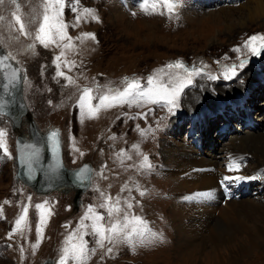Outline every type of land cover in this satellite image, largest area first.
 I'll use <instances>...</instances> for the list:
<instances>
[{
    "label": "rangeland",
    "instance_id": "374dc122",
    "mask_svg": "<svg viewBox=\"0 0 264 264\" xmlns=\"http://www.w3.org/2000/svg\"><path fill=\"white\" fill-rule=\"evenodd\" d=\"M251 2L179 0L175 14L169 16L142 10L144 0H66L63 20L69 25L72 49L46 48L35 42L42 0H16L19 10L12 0L0 5L4 17L0 20V49L11 52L22 67L31 119L43 128L62 131L67 138L64 153L68 166L83 162L95 166L92 186L79 207L74 205L72 190L36 194L15 178L17 131L11 121L0 116L10 153L0 149V264H42L46 258L57 262L66 237L79 229L89 205L104 214L102 223L110 222L107 210L100 207L106 196L112 197L113 203L119 199L123 209L112 219H122L125 212L143 218L148 229L145 242L135 247L106 243L99 248L96 237L86 235L88 248L96 249L89 253L86 264H264V199H243V194L236 192L234 198L242 207L230 219L229 214L215 210L225 222L204 231L205 236L214 232L204 241L186 230V221L182 223L177 216L179 210L184 216L182 207L188 206L181 198L186 193L182 185L203 169L238 172L239 176L258 166L264 170V52L252 55L243 47L250 36L264 35V17L259 23L244 24ZM85 8L92 9L98 19L85 15ZM14 12L26 23L36 17L27 24L28 37L20 34ZM77 14L83 17L79 23ZM83 33H92L95 39L84 38ZM33 43L35 48L29 50ZM61 51L65 56L55 62ZM64 60L74 66H65ZM241 60L244 67H237L236 76L227 78L228 69ZM177 61L188 69L205 70L192 77V84L180 93L177 107L170 110L163 104L136 103L102 109L95 118L81 115L77 102L84 87L93 88L98 97L109 88L123 89L125 77L138 78L144 86L150 75L166 82L165 73L186 75L183 69L165 67ZM57 63L75 83L57 76ZM97 102L93 100V104ZM29 121L24 128L29 127ZM145 155L151 169L140 168ZM229 163L239 165V170L230 172ZM240 183L250 194L259 182ZM251 199L263 206L252 204ZM127 203L133 207L128 209ZM37 204H45L51 214L38 247L33 249L40 219ZM25 206L28 224L23 234L18 232L9 239ZM84 223L91 233V221ZM226 233L224 241L221 236ZM108 247L113 248L111 254Z\"/></svg>",
    "mask_w": 264,
    "mask_h": 264
},
{
    "label": "snow or ice",
    "instance_id": "6c2138e0",
    "mask_svg": "<svg viewBox=\"0 0 264 264\" xmlns=\"http://www.w3.org/2000/svg\"><path fill=\"white\" fill-rule=\"evenodd\" d=\"M5 0H0V5L4 4ZM78 2V0H77ZM12 3L16 4L17 10H19L20 5L16 3V0H12ZM179 5V0H144V11L148 12L149 10L153 14H167L172 16L175 14V11ZM66 0H42V9L43 13L39 19V25L36 29L34 40L44 47L57 46L62 47L63 49H72L73 38L68 35L67 28L68 24L63 20L64 9L66 8ZM73 12H77V8H72ZM85 15L92 16L93 19H98L92 15L93 10L85 8ZM13 20L17 25H19V32L21 35L28 37L31 33L27 30V24L32 23L36 20V17L33 16L27 23L20 15H17L15 12L12 14ZM83 17L79 14L76 15L77 23ZM4 17L0 16V20H3ZM82 37L95 39V35L92 33H83ZM13 39H18V37H13ZM79 39V38H78ZM66 42V43H65ZM243 47L247 48L252 55H260L261 52H264V35H253L250 36L244 43ZM35 44H29L28 49L33 50ZM239 51L240 49H235ZM65 56V52L61 53L54 58L55 62H60ZM16 58L12 55L11 52L5 51L0 53V75H3L5 83L2 87L5 92H8L11 85H13L18 79V73L21 71L18 67H13L8 63L9 60H15ZM65 66L71 67L74 66L70 64L67 60H64ZM245 64L244 60H241L239 65H232L228 69V72L225 73L227 78H232L236 76V68H243ZM167 69H183L186 73L185 76H181L178 73L173 75L171 73H165L168 76V80L165 82L157 76L150 75L147 78L146 85L144 86L138 78H132L129 80L125 77L126 86L123 89L109 88L105 93L97 96L93 95L94 89L90 87H84L81 90V95L78 100V106L81 109V115H87L90 118H95L102 109H108L124 104H136V103H156L163 104L173 109L178 106V98L180 93L185 87L192 84V77L194 75H200L201 70L192 68L188 69L182 62H175L165 66ZM57 76L64 77L69 84L75 83V81L67 76L63 71H60V64L57 63ZM163 72V70H162ZM230 73V75H229ZM215 79V77H210ZM93 100L98 102L93 104ZM7 104V101L0 100V109H3ZM141 134L144 132L141 130ZM6 132L4 129H0V149L4 151L6 155L8 153L7 144L5 141ZM50 139L53 143V151L58 147V134L53 131L50 134ZM138 148L137 145L133 146ZM83 155V153H81ZM123 155V150L121 152ZM130 158V157H128ZM152 165L148 161V157L143 156L140 168L142 169H151ZM228 170L238 171L239 165L234 163H229L227 166ZM87 171V166L81 169L78 175L83 178L84 173ZM253 179L255 177H252ZM247 179L243 176H224L221 180V184H224L227 181L231 180H244ZM123 191V189H122ZM144 195V192L140 193ZM210 193H200L197 195H209ZM30 199V198H29ZM46 203V202H45ZM101 208L107 210V215L110 218V222L106 225L102 223L105 217L103 213L96 212L94 206L89 205L87 212L81 218L79 229L74 230L70 233L64 242V247L61 250V255L59 256L56 264H86L89 259V253L94 254L96 249H89L87 246V241L84 239L86 235H93L96 237V244L99 248H104L105 244L115 245L118 243H126L135 247L136 243L145 242V233L148 231L146 227V222L141 216L135 214H129L125 212L122 219H112L114 214H118L123 211L120 206V201L117 199L115 203L112 202V197L106 196L104 203L100 205ZM133 205L127 203V208L131 209ZM36 208L40 210V219L37 226V243L33 245V249L38 247L40 240L42 239L43 226L46 224L47 217L51 214L50 209L45 207V204H37ZM2 211V209H0ZM28 207L25 206L21 215L15 220L14 227L9 233V239L16 234H23L24 228L28 224ZM85 220L91 221V233L87 232L86 229L89 225L84 223ZM153 237H156L157 234L153 233ZM162 239V237H160ZM113 251L112 247L107 248V253L111 254ZM21 253H23V248H21Z\"/></svg>",
    "mask_w": 264,
    "mask_h": 264
},
{
    "label": "water",
    "instance_id": "95a60500",
    "mask_svg": "<svg viewBox=\"0 0 264 264\" xmlns=\"http://www.w3.org/2000/svg\"><path fill=\"white\" fill-rule=\"evenodd\" d=\"M0 53L4 52L1 51ZM8 63L13 67H18L12 60H9ZM18 76L19 79L10 86L8 92H5L0 87V100L7 101L6 106L0 109V114L7 116L14 124L15 129L21 127L23 117L29 112L24 96V83L21 71ZM3 83H5L4 77L0 75V86ZM29 122L30 139L27 140L23 135H20L16 143L17 178L39 194H50L53 190L60 187H68V191L72 190L75 192L74 205L79 207L83 194L91 185V166L84 164L78 169L67 167L63 163L62 158L59 157V134L57 133L58 147L53 151V143L50 139L52 131L44 133L40 131L36 120L31 119ZM85 166H87V171L81 178L78 173Z\"/></svg>",
    "mask_w": 264,
    "mask_h": 264
},
{
    "label": "bare ground",
    "instance_id": "6f19581e",
    "mask_svg": "<svg viewBox=\"0 0 264 264\" xmlns=\"http://www.w3.org/2000/svg\"><path fill=\"white\" fill-rule=\"evenodd\" d=\"M245 15H246L247 21L244 24L260 21L261 18L264 17V0H252L251 5L248 6L247 12ZM250 25H253V24H250ZM30 118H32V115L29 114V112H27V114L23 117V123L21 127L17 129V132L21 131V134L27 140L30 139V129L29 127L24 128V126L28 123V120H30ZM174 127L175 126H173V128ZM232 141L233 143H236V144L238 143L237 140H232ZM66 165L68 166V164ZM260 167L262 166H258L259 170H257L258 168H256L255 170H252V173L251 172H249L248 174L240 173L243 175V177L247 178V179H244L246 181H254V180L256 181L257 180L259 182L258 185L254 187V192L250 194H246L248 192L246 185L240 183L243 180H231V181L225 182L224 184H221V180L223 179L224 176H239L238 172L237 173H229V172L226 173L225 170L219 171L214 168L212 170L203 169L199 174L193 175L189 177L188 179H186L185 181L186 184L182 185V187L186 189L185 191L186 193L183 194L181 198L185 200V203H187L188 206L186 208L184 206L182 207L184 208L182 209L185 214L184 216L179 214L180 210L178 211V214H177V216L182 221V223L186 221V227H187L186 230H190L189 232H193V235L196 238L198 239L200 238V240L204 241L205 237L210 238L214 236L213 231H210L209 234L206 236L204 234V231L211 230V228L214 225H218L221 222H225L220 216H217V214L215 213L216 212L215 210H218L219 212L223 214H229L228 217L230 219L231 215L235 213L240 207H242V203H240L238 199L234 198L235 196H237L236 192L242 193L243 195L241 196V198H243V196L245 197L243 199H247L250 197L253 199L255 197L254 200L264 199V190L262 191V189L264 188V179L260 180L261 178H263L264 170L261 169ZM256 171H258V173H256ZM117 174L118 173H116V175ZM252 177H255V178L253 179ZM67 188L68 187H64V188L60 187L59 189H56L53 191H60V192L68 193ZM191 188H193V190ZM35 193L38 195H44V194H39L37 192ZM200 193H210V194L209 195H197ZM253 199L250 200L252 204L263 206L261 202H254ZM222 203H225V204L223 205ZM228 235L229 234L226 233L222 235L221 238L224 241H227Z\"/></svg>",
    "mask_w": 264,
    "mask_h": 264
}]
</instances>
